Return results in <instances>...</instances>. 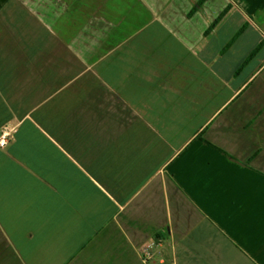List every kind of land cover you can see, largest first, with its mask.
Wrapping results in <instances>:
<instances>
[{
	"label": "crops",
	"instance_id": "obj_1",
	"mask_svg": "<svg viewBox=\"0 0 264 264\" xmlns=\"http://www.w3.org/2000/svg\"><path fill=\"white\" fill-rule=\"evenodd\" d=\"M0 264H264V0H0Z\"/></svg>",
	"mask_w": 264,
	"mask_h": 264
},
{
	"label": "built area",
	"instance_id": "obj_2",
	"mask_svg": "<svg viewBox=\"0 0 264 264\" xmlns=\"http://www.w3.org/2000/svg\"><path fill=\"white\" fill-rule=\"evenodd\" d=\"M5 144V136L2 135L0 138V146H3Z\"/></svg>",
	"mask_w": 264,
	"mask_h": 264
}]
</instances>
